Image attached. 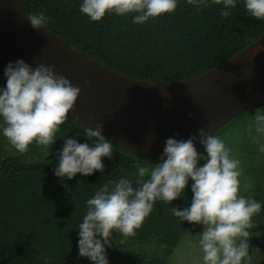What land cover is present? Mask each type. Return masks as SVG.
Wrapping results in <instances>:
<instances>
[{
    "label": "clouds",
    "instance_id": "1",
    "mask_svg": "<svg viewBox=\"0 0 264 264\" xmlns=\"http://www.w3.org/2000/svg\"><path fill=\"white\" fill-rule=\"evenodd\" d=\"M179 0H81L79 12L89 21H101L106 14L131 15L132 23L143 24L175 11ZM239 0H187L199 11L210 4H221V17L231 15ZM247 14L264 21V0H243ZM34 30L44 29L48 17L43 11L26 17ZM5 84L0 86V135L17 152L24 153L35 143L45 148L56 141V133L73 108L80 88L44 63L30 66L22 59L9 62L3 70ZM191 115V114H189ZM93 118L89 117L92 122ZM103 125L85 126V142L64 136L58 150L53 174L61 181L77 173H103L102 158H110L113 143L102 135ZM247 135L264 153V111L255 112ZM167 137L161 156L151 168L135 164L134 178L108 179L85 201L86 212L78 224V256L91 264H109L106 247L114 232L133 236L157 201L165 204L184 199L186 186L192 193L187 207L170 208L177 223L200 225L196 246L201 264H250L249 237L252 217L261 212L262 203L241 192V161L225 140L197 129L187 139ZM198 141L203 148L194 146ZM202 162V163H200ZM191 182V183H190ZM244 185V190L251 187ZM67 187V185H65Z\"/></svg>",
    "mask_w": 264,
    "mask_h": 264
},
{
    "label": "trees",
    "instance_id": "2",
    "mask_svg": "<svg viewBox=\"0 0 264 264\" xmlns=\"http://www.w3.org/2000/svg\"><path fill=\"white\" fill-rule=\"evenodd\" d=\"M17 1L27 16L43 11L48 17L44 29L84 56L120 74L148 82L172 83L199 76L264 33V21L249 16L243 0L228 17L220 16L221 4H210L198 11L187 0H179L174 12L143 24L132 23V14H106L101 21H89L79 12L81 0ZM4 67L0 60V86L5 84ZM83 129L68 116L57 134L79 135L75 137L77 142H85ZM157 161L113 143L112 156L102 158L103 173H77L72 179L61 181L53 171L40 173L41 169H37V178L28 172L17 193H9L2 198L5 202L0 201V264H89L78 256L77 249V227L86 212L85 201L108 179L134 178L137 162L153 165ZM190 201L185 204V200L177 198L169 205L157 201L136 234L128 236L130 250L158 239L165 249L155 254L149 264H166L168 253L195 228L187 221L177 223L170 208L181 204L187 207ZM121 236L114 232L112 238Z\"/></svg>",
    "mask_w": 264,
    "mask_h": 264
},
{
    "label": "water",
    "instance_id": "3",
    "mask_svg": "<svg viewBox=\"0 0 264 264\" xmlns=\"http://www.w3.org/2000/svg\"><path fill=\"white\" fill-rule=\"evenodd\" d=\"M26 17L17 0H0V60L51 65L80 88L68 116L84 127L101 123L105 138L140 157L158 160L167 137L187 139L199 128L212 134L264 105V33L208 72L158 83L106 68L49 31L34 30Z\"/></svg>",
    "mask_w": 264,
    "mask_h": 264
},
{
    "label": "flooded vegetation",
    "instance_id": "4",
    "mask_svg": "<svg viewBox=\"0 0 264 264\" xmlns=\"http://www.w3.org/2000/svg\"><path fill=\"white\" fill-rule=\"evenodd\" d=\"M264 105L259 107H254L249 110H257V112L262 111V108ZM249 110L245 111L244 113L248 112ZM259 110V111H258ZM241 113L237 115L236 117L232 118L224 125L228 124L233 119L237 118L238 116L244 114ZM219 127L218 129H220ZM217 129V130H218ZM216 130V131H217ZM214 133V132H213ZM212 133V134H213ZM68 136H71L67 132ZM56 135V141L53 145L45 148L43 146L37 145L35 143L28 145V150L24 153L17 152L10 144H8L6 138H4L2 135H0V201L5 202L4 198L7 196V194H16L17 190L19 189L18 186H20L21 180L27 176V173L35 178L37 169H41L40 173L45 171H53L54 167H56L57 160L56 156L58 153V150L62 147L64 142V136H59L57 133ZM201 145L198 147L200 148ZM197 148V149H198ZM202 163V162H200ZM54 165V166H53ZM152 165H149V168H151ZM259 169L258 172H249L242 171V175L240 177V180L244 182L249 179V182L251 183V187H249L247 190L242 189L241 192L244 196H251L255 200H262L264 201V166L263 165H257ZM30 180H34L31 179ZM37 181V180H34ZM246 184V182H245ZM16 187V188H15ZM15 188V192L14 189ZM183 197L185 200V204L191 200V191L188 186L185 187L183 192ZM264 205V203H262ZM178 207H186V205H176ZM261 213L264 214V207H262V210L259 214L254 215L252 217V224L253 228L250 230H260L263 232L264 236V221L262 218L264 216L261 215ZM257 216V217H256ZM197 228V225H195L194 231L195 232ZM249 230V231H250ZM191 233V234H192ZM251 235V234H250ZM128 236H121L119 238H111V246L106 247V251L110 254L115 255L116 257L125 258L127 252L130 250V242L128 241ZM133 241L136 243H139L135 239ZM132 241V242H133ZM145 243V242H144ZM144 243H141L140 246ZM156 243L157 246L156 249L153 250L151 253L149 252H138L131 258H126V264H149V261L153 258L155 254L159 255L161 250L165 249V246L161 245V241H158V239H153L150 243ZM250 245L249 254L251 257L250 264H264V242H260V244L255 243V245ZM153 264V263H151Z\"/></svg>",
    "mask_w": 264,
    "mask_h": 264
},
{
    "label": "rangeland",
    "instance_id": "5",
    "mask_svg": "<svg viewBox=\"0 0 264 264\" xmlns=\"http://www.w3.org/2000/svg\"><path fill=\"white\" fill-rule=\"evenodd\" d=\"M255 112H257V110H249L213 133V135L222 137L226 145L232 149L233 155L240 159L242 171H247L248 169L250 173L253 172V170L258 172L259 169H257V165L264 166V153H260L257 150V146L251 142L250 137L246 133V129L248 125L251 124ZM197 150L203 152L202 146ZM245 182L249 183V179L247 178L244 182L241 179V190L244 189ZM242 193L243 192H240L239 194L242 195ZM201 230V226L197 225L194 233L181 238L178 246L168 253L166 264H201V253L196 246V242L199 239L198 233ZM250 234L249 244L252 245L253 243V245H255V243L260 244V242H264L262 231H257V229L250 230ZM156 246V243H144L141 246L133 247L127 252L125 258H119L115 255L112 256V254L106 251L107 258L109 264H126V258H131L138 252L151 253L156 249ZM86 260L91 264L87 258Z\"/></svg>",
    "mask_w": 264,
    "mask_h": 264
}]
</instances>
